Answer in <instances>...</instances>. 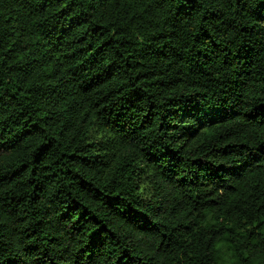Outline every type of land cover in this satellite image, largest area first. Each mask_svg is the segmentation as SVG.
<instances>
[{
	"label": "trees",
	"instance_id": "obj_1",
	"mask_svg": "<svg viewBox=\"0 0 264 264\" xmlns=\"http://www.w3.org/2000/svg\"><path fill=\"white\" fill-rule=\"evenodd\" d=\"M0 264H264V0H0Z\"/></svg>",
	"mask_w": 264,
	"mask_h": 264
}]
</instances>
